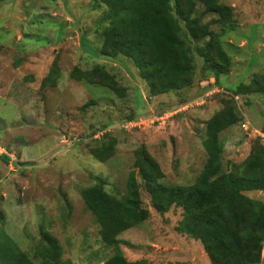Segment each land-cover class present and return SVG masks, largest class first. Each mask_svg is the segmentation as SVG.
<instances>
[{
  "label": "rangeland",
  "instance_id": "rangeland-1",
  "mask_svg": "<svg viewBox=\"0 0 264 264\" xmlns=\"http://www.w3.org/2000/svg\"><path fill=\"white\" fill-rule=\"evenodd\" d=\"M219 1L230 7L231 20L223 25L218 13H205L195 27L207 31L198 38L178 19L191 56V83L152 94L134 63L98 54L107 24L103 3L0 0V231L29 256L36 259L44 228L68 264H106L116 247L100 240L81 190L101 180L108 193L120 197L132 171L148 215L117 235L124 258L212 264L198 239L177 230L181 207L155 209L135 162L143 149L158 162L159 182L193 183L207 156L206 122L230 98L241 120L218 133L224 169L241 162L254 140L264 142V94L233 93L242 84L251 88L254 74L264 73V0ZM171 12L176 15L174 8ZM216 35L227 57L218 81L211 67L219 63L212 45ZM96 65L117 82L118 91L73 73ZM104 141L112 144L101 162L91 149ZM245 193L264 203V190ZM260 230L259 264H264Z\"/></svg>",
  "mask_w": 264,
  "mask_h": 264
},
{
  "label": "trees",
  "instance_id": "trees-1",
  "mask_svg": "<svg viewBox=\"0 0 264 264\" xmlns=\"http://www.w3.org/2000/svg\"><path fill=\"white\" fill-rule=\"evenodd\" d=\"M107 7V24L102 29L103 43L98 54L117 59L122 56L138 68L152 94L164 93L189 85L192 80L191 56L181 41L184 20L192 37L204 35V26L196 28L198 18L205 13H218V21L226 25L231 20L230 7L219 0H95ZM201 9L198 10L196 7ZM174 8V15L171 10ZM105 19V18H104ZM201 37V36H200ZM206 47L211 45L206 43ZM219 63L211 65L215 81L219 79L226 55L219 47L217 35L212 40ZM200 52L209 57L206 50ZM82 73L94 83L119 90L117 82L102 65ZM91 76V77H90ZM250 87L242 84L234 94L259 91L264 94V73L254 74ZM233 98L227 100L206 122L203 147L204 165L195 181L187 185H167L158 180V162L147 152L138 153L136 166L141 183L159 212L171 206L182 209L177 230L198 239L212 264H259L262 230L264 229V203L245 192L264 190V142L254 140L248 155L239 163L222 166V142L218 133L241 120ZM264 134V123L261 126ZM261 137V136H260ZM110 142L92 148L94 157L103 162L111 151ZM139 183L134 172L129 173L127 191L120 197L108 193L103 182L81 190L86 209L95 217L100 240L113 245L116 251L106 264H147L128 261L117 247V235L139 224L148 210L141 206ZM43 240L35 249L36 259L29 256L4 231H0V264H68L62 260V249L56 238L42 228Z\"/></svg>",
  "mask_w": 264,
  "mask_h": 264
},
{
  "label": "built area",
  "instance_id": "built-area-1",
  "mask_svg": "<svg viewBox=\"0 0 264 264\" xmlns=\"http://www.w3.org/2000/svg\"><path fill=\"white\" fill-rule=\"evenodd\" d=\"M244 126H245V124H244Z\"/></svg>",
  "mask_w": 264,
  "mask_h": 264
}]
</instances>
